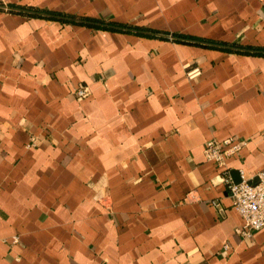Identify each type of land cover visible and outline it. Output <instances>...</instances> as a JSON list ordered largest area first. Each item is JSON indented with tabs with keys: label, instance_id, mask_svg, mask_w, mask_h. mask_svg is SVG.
I'll return each mask as SVG.
<instances>
[{
	"label": "crops",
	"instance_id": "0c3cea01",
	"mask_svg": "<svg viewBox=\"0 0 264 264\" xmlns=\"http://www.w3.org/2000/svg\"><path fill=\"white\" fill-rule=\"evenodd\" d=\"M263 170L264 0H0V264H264Z\"/></svg>",
	"mask_w": 264,
	"mask_h": 264
},
{
	"label": "built area",
	"instance_id": "2783aa9c",
	"mask_svg": "<svg viewBox=\"0 0 264 264\" xmlns=\"http://www.w3.org/2000/svg\"><path fill=\"white\" fill-rule=\"evenodd\" d=\"M200 74L199 68H192L186 72V77L192 80ZM76 93L79 97H86L89 89L82 87ZM247 145L246 140L232 137L222 141L210 139L204 144L203 154L208 162L224 168L226 159L238 154ZM223 182L233 209L242 219V224L235 228V234L245 239L251 238L255 232L264 231V170L252 178H245L243 172H240L239 182L235 183L229 178H223Z\"/></svg>",
	"mask_w": 264,
	"mask_h": 264
}]
</instances>
